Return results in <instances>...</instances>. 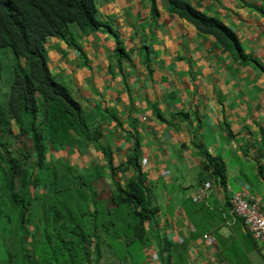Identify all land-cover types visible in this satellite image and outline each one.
<instances>
[{"label": "crops", "instance_id": "1", "mask_svg": "<svg viewBox=\"0 0 264 264\" xmlns=\"http://www.w3.org/2000/svg\"><path fill=\"white\" fill-rule=\"evenodd\" d=\"M153 1L154 9L150 0H94L96 18L111 27L124 58L103 30L81 33L72 25L77 48L45 39L49 74L98 133L95 142L49 150L46 161L64 162L90 184L99 213L107 210L126 228V236L106 238L129 244L137 242L127 228L132 216L110 198L132 171L110 173L101 150L113 168L136 156L156 208L142 225L143 264H264V251L231 222L224 191L247 188L264 204V0H183L235 35L244 64ZM207 158L223 163L224 186L196 203ZM104 195L102 210L96 199Z\"/></svg>", "mask_w": 264, "mask_h": 264}, {"label": "trees", "instance_id": "2", "mask_svg": "<svg viewBox=\"0 0 264 264\" xmlns=\"http://www.w3.org/2000/svg\"><path fill=\"white\" fill-rule=\"evenodd\" d=\"M161 1L169 13L213 37L233 61L245 63L237 38L221 22L183 0ZM72 25L81 33L106 31L113 37L117 59L125 57L111 27L96 18L94 0H0V49H8L14 58L4 104H0V264H105L106 236L125 234L126 228L108 221L107 210L99 213L90 184L73 175L64 162L46 161L49 150L95 142L98 137L87 126L80 105L66 86L51 77L46 64V38L77 48ZM12 137L26 140L29 150L18 149V157L12 156L7 148ZM101 153L110 173L132 171L123 187L114 185L110 203L129 210L132 222L127 228L141 242L142 225L152 219L156 208L136 156H127L113 168L108 152ZM202 170H209L208 177L219 188L224 186L222 162L207 158ZM41 186L46 192L34 205L29 190ZM123 243L126 247V240Z\"/></svg>", "mask_w": 264, "mask_h": 264}, {"label": "rangeland", "instance_id": "3", "mask_svg": "<svg viewBox=\"0 0 264 264\" xmlns=\"http://www.w3.org/2000/svg\"><path fill=\"white\" fill-rule=\"evenodd\" d=\"M14 63V58L12 57L10 51L8 49H0V104H4L5 100V94L7 92L8 83L10 81V72H11V66ZM8 150L11 151L12 156L18 157L16 151L19 150H29V143L24 140L20 139L18 137H12L10 140V143L8 145ZM2 155H4L3 152H1ZM32 196V204L37 205L39 198L46 192V189L41 186L36 190L30 189L29 190ZM107 196H100L98 199H96V202L100 205L102 210L105 208H108V205L105 204L103 206V203H109V201L106 198ZM108 221H111V219L108 218ZM127 233L124 234L126 236ZM129 240H126L127 246L125 247V251L129 253L127 256L124 254L123 251V243L119 241H114L113 239H107V245L108 248L105 246L102 248V262L107 264H143L145 256L142 253V245L143 242H132L128 244ZM127 258L129 261L127 262Z\"/></svg>", "mask_w": 264, "mask_h": 264}, {"label": "built area", "instance_id": "4", "mask_svg": "<svg viewBox=\"0 0 264 264\" xmlns=\"http://www.w3.org/2000/svg\"><path fill=\"white\" fill-rule=\"evenodd\" d=\"M217 190V185L207 173L205 178H202L192 199L200 203ZM224 191L228 193V213L231 222H239L254 244L264 251V204L253 198L247 188L230 192L228 187L224 186ZM203 239L206 244L211 243L209 237L204 236ZM172 241L179 242L178 238Z\"/></svg>", "mask_w": 264, "mask_h": 264}]
</instances>
